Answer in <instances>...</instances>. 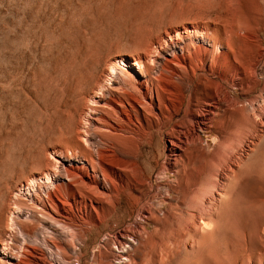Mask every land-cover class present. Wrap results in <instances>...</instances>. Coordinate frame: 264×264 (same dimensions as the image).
<instances>
[{
  "label": "rangeland",
  "instance_id": "374dc122",
  "mask_svg": "<svg viewBox=\"0 0 264 264\" xmlns=\"http://www.w3.org/2000/svg\"><path fill=\"white\" fill-rule=\"evenodd\" d=\"M228 22L252 30L249 84L228 89L237 103L231 114L198 131L196 145L185 146L172 167L166 137L156 132L153 145L143 147L140 163L150 186L142 189L147 219L141 222L155 247L150 263L139 255L133 264H163L161 257L169 256L165 264H264V0H0V232L10 228L11 193L38 164L59 158L55 150L73 127L77 91L99 61L126 58L134 66L142 47L162 35L169 42L184 28L225 41ZM156 47L153 60L162 53ZM126 195L71 264H93L103 251L108 257L106 237L120 231L136 236L137 201L128 198L140 194ZM203 221L214 227L197 237L199 248L193 241ZM111 256L106 264H115Z\"/></svg>",
  "mask_w": 264,
  "mask_h": 264
},
{
  "label": "bare ground",
  "instance_id": "6f19581e",
  "mask_svg": "<svg viewBox=\"0 0 264 264\" xmlns=\"http://www.w3.org/2000/svg\"><path fill=\"white\" fill-rule=\"evenodd\" d=\"M175 32V39L167 33L169 42L162 35L142 47L134 66L126 58L99 61L91 81L77 91L73 127L55 150L59 158L38 164L20 190L10 191L15 198L6 207V213L12 209L10 228L0 232V264H71L79 246L116 214L130 190L140 194L128 198L137 201L136 236L120 231L106 237L102 248L115 264H133L139 255L150 263L154 235L141 222L147 211L142 189L150 184L140 163L143 147L156 132L166 137L172 167L185 146L196 145L198 131L211 130L231 114L237 103L228 89L249 84V24L228 22L225 41L197 28ZM157 45L162 53L153 60L149 54ZM187 129L190 133H183ZM201 226L193 241L199 248L197 237L209 236L214 223ZM58 235L68 244L56 240ZM109 256L103 251L93 264H106Z\"/></svg>",
  "mask_w": 264,
  "mask_h": 264
}]
</instances>
